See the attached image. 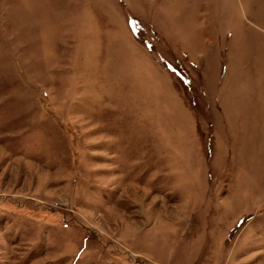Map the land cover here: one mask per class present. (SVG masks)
<instances>
[{
    "label": "rangeland",
    "instance_id": "rangeland-1",
    "mask_svg": "<svg viewBox=\"0 0 264 264\" xmlns=\"http://www.w3.org/2000/svg\"><path fill=\"white\" fill-rule=\"evenodd\" d=\"M247 18L0 0V264H264V155H235L210 62Z\"/></svg>",
    "mask_w": 264,
    "mask_h": 264
},
{
    "label": "crops",
    "instance_id": "crops-1",
    "mask_svg": "<svg viewBox=\"0 0 264 264\" xmlns=\"http://www.w3.org/2000/svg\"><path fill=\"white\" fill-rule=\"evenodd\" d=\"M245 2L255 20L247 18V21L253 27L256 22L260 23L262 26L257 27L262 31L238 28L230 44L223 46L221 41L216 44L219 58H212L210 62L221 67L217 81L221 76V86L224 83L222 92L219 88L215 95L222 118L221 129L226 127L231 132L226 135L235 146V155L254 156L259 160L264 155V0ZM206 78L209 82V77ZM217 128L220 130L219 124Z\"/></svg>",
    "mask_w": 264,
    "mask_h": 264
}]
</instances>
